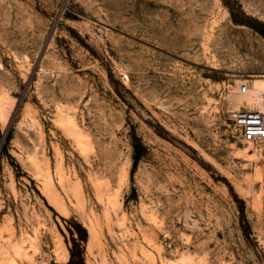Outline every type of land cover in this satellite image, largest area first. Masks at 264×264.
<instances>
[{
	"label": "rangeland",
	"instance_id": "obj_1",
	"mask_svg": "<svg viewBox=\"0 0 264 264\" xmlns=\"http://www.w3.org/2000/svg\"><path fill=\"white\" fill-rule=\"evenodd\" d=\"M247 83L264 0H0V264H263Z\"/></svg>",
	"mask_w": 264,
	"mask_h": 264
},
{
	"label": "built area",
	"instance_id": "obj_2",
	"mask_svg": "<svg viewBox=\"0 0 264 264\" xmlns=\"http://www.w3.org/2000/svg\"><path fill=\"white\" fill-rule=\"evenodd\" d=\"M249 84L242 86V92L245 93ZM264 101V91L261 93ZM233 123L237 132L247 143H252L258 147L264 144V110L240 109L233 113Z\"/></svg>",
	"mask_w": 264,
	"mask_h": 264
},
{
	"label": "bare ground",
	"instance_id": "obj_3",
	"mask_svg": "<svg viewBox=\"0 0 264 264\" xmlns=\"http://www.w3.org/2000/svg\"><path fill=\"white\" fill-rule=\"evenodd\" d=\"M242 86L243 85H239V87L236 88L235 91H232L229 94L228 100L230 104L233 106H240V107L242 105H246L247 108L250 110L255 108L258 109L262 108L264 106V102L261 97V93L263 92V87H264L263 84H260L258 87L250 84L248 90L245 93L242 92ZM249 144L251 145L252 143ZM70 189L71 187L68 188V190ZM74 189L76 190L77 194H79L78 189L77 188Z\"/></svg>",
	"mask_w": 264,
	"mask_h": 264
},
{
	"label": "crops",
	"instance_id": "obj_4",
	"mask_svg": "<svg viewBox=\"0 0 264 264\" xmlns=\"http://www.w3.org/2000/svg\"><path fill=\"white\" fill-rule=\"evenodd\" d=\"M261 148L263 149V157H264V144L262 145ZM262 169H263V176H264V164L262 166ZM263 264H264V256H263Z\"/></svg>",
	"mask_w": 264,
	"mask_h": 264
}]
</instances>
